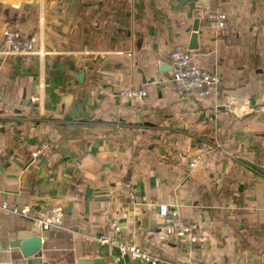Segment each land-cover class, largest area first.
I'll list each match as a JSON object with an SVG mask.
<instances>
[{"label": "crops", "instance_id": "0c3cea01", "mask_svg": "<svg viewBox=\"0 0 264 264\" xmlns=\"http://www.w3.org/2000/svg\"><path fill=\"white\" fill-rule=\"evenodd\" d=\"M9 25L33 53H5ZM176 46L219 76L207 96L173 79ZM2 204L0 264H117L113 220L158 264H264V0H0ZM33 234L35 261L14 245Z\"/></svg>", "mask_w": 264, "mask_h": 264}, {"label": "built area", "instance_id": "2783aa9c", "mask_svg": "<svg viewBox=\"0 0 264 264\" xmlns=\"http://www.w3.org/2000/svg\"><path fill=\"white\" fill-rule=\"evenodd\" d=\"M211 19L217 33H225V13L215 12L211 15ZM3 41L6 46L5 53L19 55L34 52L31 41L22 39L19 32L10 25L3 29ZM170 58L173 64V79L185 90L192 91L199 97L207 96L212 87L219 82V76L197 65L189 51L184 47H174L170 52ZM146 93L144 86H129L121 89L119 96L128 99H141L146 96ZM193 166L194 162L188 164L190 168ZM0 208H6V205L2 204ZM12 210L24 216L30 215L33 218L35 227L40 231L51 229L54 225L59 224L61 219V209L59 207H52L48 212L35 214L26 207L13 208ZM157 213L163 218L166 228L171 229L177 224L179 226L177 228L179 234L188 233L189 229L180 222L181 218L177 209L170 208L166 204H160L157 207ZM97 241L100 245L114 249V261L117 264H136L138 262L140 264H158V260L155 257L134 242L132 233H121V228L117 221H110L107 230L97 237Z\"/></svg>", "mask_w": 264, "mask_h": 264}, {"label": "water", "instance_id": "95a60500", "mask_svg": "<svg viewBox=\"0 0 264 264\" xmlns=\"http://www.w3.org/2000/svg\"><path fill=\"white\" fill-rule=\"evenodd\" d=\"M197 48V33H196V28L193 29V32L191 33L190 36V43H189V49H196ZM81 73H79V78H81ZM42 241V237H40L39 235H29L26 237H23L21 240H18L15 242V246H17L22 255L24 257H29L31 258L32 261H35L36 259H38V257L41 256V244ZM97 258H92V259H88L87 263H93V262H97ZM79 263H86V261L84 259H80L78 260Z\"/></svg>", "mask_w": 264, "mask_h": 264}]
</instances>
